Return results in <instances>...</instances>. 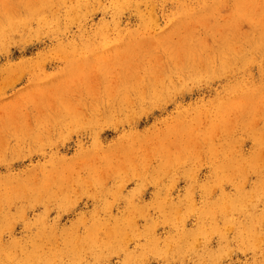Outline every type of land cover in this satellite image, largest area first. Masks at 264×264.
<instances>
[{
	"label": "rangeland",
	"instance_id": "1",
	"mask_svg": "<svg viewBox=\"0 0 264 264\" xmlns=\"http://www.w3.org/2000/svg\"><path fill=\"white\" fill-rule=\"evenodd\" d=\"M0 264H264V0H0Z\"/></svg>",
	"mask_w": 264,
	"mask_h": 264
}]
</instances>
